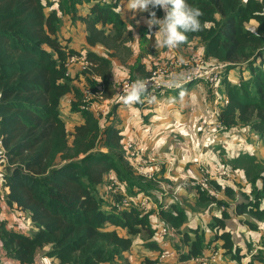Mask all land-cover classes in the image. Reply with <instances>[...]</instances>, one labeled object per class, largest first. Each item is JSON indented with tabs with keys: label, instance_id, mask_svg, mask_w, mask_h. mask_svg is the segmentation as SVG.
<instances>
[{
	"label": "trees",
	"instance_id": "16d2710c",
	"mask_svg": "<svg viewBox=\"0 0 264 264\" xmlns=\"http://www.w3.org/2000/svg\"><path fill=\"white\" fill-rule=\"evenodd\" d=\"M120 1L58 0V11L84 23L88 46L102 45L112 51L108 56H115L121 49L127 51L125 43L129 38L126 23L115 11ZM186 3L199 7L204 15L200 17L202 30L187 33V42L181 45L198 41L204 55L193 57L225 65L220 80L223 93L220 92L227 103L218 102L217 120L227 129L247 127L264 138V0ZM80 4H89L87 17L76 16V6ZM45 7L43 0H0V147L4 156L0 165L6 190L3 198L8 208L25 213L34 227L33 233L25 235L0 221L1 248L7 259L19 264H32L44 247H48L45 255L55 258L58 264H113L131 247L135 236L150 239L155 229L149 224V212L141 213L135 208L118 211L109 198L119 201L121 195L111 197L108 192L107 200L97 188L107 174L113 173L126 195H135L132 190L144 188L146 180L133 170L120 131L107 124L116 103L106 115L105 124H100L92 112L79 110L75 103L77 107L71 109L80 111L82 123L68 134L58 112L61 97L72 89L71 79L65 75L67 59L78 54L91 64L87 70L78 69L86 79L81 96L84 89L96 91L101 86L104 98L115 94L110 61L90 51L83 54L66 47L57 36L61 18L55 11L45 13ZM154 11L156 17L165 15L159 8ZM255 21L260 23L256 29L259 35L249 31ZM235 68L238 76L232 83L227 76ZM151 69L142 77L126 78L143 79ZM240 158L252 185L258 178L263 185L259 189L254 186L252 200L246 198L238 203L235 211L261 220L264 211L258 205L264 197V176L256 171L262 166L247 154ZM213 184L217 190L230 194L225 185ZM209 199L223 205L216 198ZM162 217L174 227L184 220L179 212L163 213ZM111 227L125 229L127 236L118 235ZM221 238L223 248L231 253L230 239L226 234ZM152 245L148 244L154 248ZM202 248L201 237L197 236L187 255L181 257H197ZM232 257L240 259L238 249Z\"/></svg>",
	"mask_w": 264,
	"mask_h": 264
},
{
	"label": "crops",
	"instance_id": "0c3cea01",
	"mask_svg": "<svg viewBox=\"0 0 264 264\" xmlns=\"http://www.w3.org/2000/svg\"><path fill=\"white\" fill-rule=\"evenodd\" d=\"M106 2V0H97ZM46 4L44 9L45 13L50 11L57 12L61 18V26L58 33V38L69 49L79 53H87L88 51L96 54L97 56L108 58L110 61V80L112 88L116 92L119 81L126 77H142L146 71H149L152 65L165 56H155L157 51V42L160 39V29L163 25L153 26L149 31L146 24L148 12H135L129 7V0H122L118 3L117 11L121 18L126 23L128 40L125 43L127 52L123 54L116 53L115 56H108L111 50H107L102 45H95L90 47L86 44V30L83 22L79 20H72L68 15H62L58 11V0H43ZM89 4L77 5V17H87L89 14ZM163 11V10H162ZM134 18L133 22L138 20V23L143 25V28L137 29L133 27L130 31V24L127 23L126 18ZM163 13L160 17L163 18ZM109 28L106 30L109 32ZM134 36H138L137 40ZM179 54L185 55L182 59L191 58L193 56H203L204 49L201 43L194 41L188 45H179ZM80 67L78 65L71 66L69 70V77L71 79V91L63 95L59 102L58 112L60 119L64 122L68 134L73 132L75 126L82 123L80 111L72 110V106L78 108L81 106L82 101V87L86 83L85 77L79 73ZM238 76V68L231 69L228 72V79L236 80ZM246 77V73H244ZM99 80V78L97 77ZM204 85V84H203ZM204 94L200 89L188 90V94L184 96V102L187 107L184 119L191 120L192 114H199L198 107L205 100H210L214 107L213 96L210 89L204 85ZM176 91L166 92V96L161 98L162 105L156 102L149 104L137 103L135 105H117L111 112L114 117L108 120L107 124H111L114 128L120 131L122 136L121 143L136 140L143 149L144 156L154 160V165L149 168L153 174L151 180H146L144 188H134L132 191L139 190L144 195L158 196L163 195V203L169 204L171 213L174 215L179 212L183 215L184 220L177 227V233L174 237H157L153 236L150 239H145L143 236H135L132 241L131 247L123 253L122 258L116 260L113 264H149L152 262L162 249L174 250L181 252V256L187 255L191 245L196 241V237L200 236L203 243L202 255H207L211 250L218 251L217 264H264V216L261 220L251 214H237L236 205L245 202L246 198L252 200L251 192L254 186L258 189L262 187L261 179H256L252 183L246 177L244 172L237 173L236 175L230 172L229 180L226 181L225 186L228 187L230 194L218 190V200L223 205L209 199L207 196H201L196 193L190 179L198 176L199 154L206 150L203 147L208 137L201 138V146L198 151L196 144L190 140V136H195V139L201 132L195 130L189 121L186 122L185 128L186 135H176L169 123L162 126V120L156 119V113L159 108L163 107L164 102L178 104V99L172 98V93ZM223 93V90L221 89ZM221 93V96H222ZM196 95L197 100L192 103L190 97ZM187 96H190L187 98ZM157 98L154 100L156 101ZM80 102V105H79ZM149 105V106H148ZM76 106V107H77ZM169 106V105H168ZM146 109V112L144 110ZM81 110V108L79 109ZM92 114L103 124L105 118L99 117L94 111ZM112 120V121H111ZM188 123V124H187ZM105 124V123H104ZM106 124V125H107ZM104 126V125H103ZM193 128V132L190 130ZM236 128H247L236 126ZM250 132L249 136H244L243 140L246 142V149L248 153L257 155L259 157L261 166H264V138L254 135V132L247 128ZM233 133L231 136L234 137ZM251 136V137H250ZM177 141H183L182 145H175ZM199 141V140H198ZM237 142L236 139H233ZM209 142V141H207ZM0 150L2 148L0 147ZM105 149H102L104 151ZM170 150H172L170 152ZM202 159H205L202 158ZM130 161V160H129ZM132 165V163L130 162ZM202 165V163H201ZM133 167V166H132ZM235 170V169H233ZM3 170L0 165V221H4L8 228L14 227L20 223L29 221L28 216L22 212H16L8 208L4 203V195L6 190L2 184L1 176ZM264 176V173H261ZM115 178L113 173H109L104 177V182L97 189L101 196H107L109 179ZM258 184V185H257ZM264 196V195H263ZM107 198V197H106ZM258 208L264 211V197L260 199ZM158 210H151L148 213V221L151 228H155L158 224L166 223L162 214L168 212H160ZM225 215V217H223ZM22 216L25 221L17 218ZM168 225L172 226L170 223ZM115 229L118 235L127 236L125 229ZM14 230V229H13ZM222 234H226L231 241V253H228L223 248L224 240L221 238ZM148 244L154 246L149 247ZM238 249L240 256L239 260H235L232 256ZM48 247H44L39 251L32 264H58L55 258L45 255ZM200 254V255H201ZM181 256L173 257L163 264H198L190 259H183ZM0 264H19L16 261L7 259L1 248L0 242Z\"/></svg>",
	"mask_w": 264,
	"mask_h": 264
},
{
	"label": "built area",
	"instance_id": "2783aa9c",
	"mask_svg": "<svg viewBox=\"0 0 264 264\" xmlns=\"http://www.w3.org/2000/svg\"><path fill=\"white\" fill-rule=\"evenodd\" d=\"M116 0H112L115 2ZM78 65L82 70H87L91 64L87 62L82 55L70 56L66 63L65 75H69L70 67ZM158 65L152 68L150 73L143 79H131L124 78L118 85L117 91L112 98H104L102 96V88L99 90L90 91L88 88L84 89L81 101V110L94 111L97 116L105 117L111 110L112 103L122 104L120 97L125 94L129 85L136 80L149 81L147 92L141 97V104H150L158 98L157 96L166 93L168 91H175L181 89L185 85H190L194 82L204 83L213 92L214 107L212 110L211 119L206 122H201L199 132L206 136L213 134L211 130L215 132H223L227 128L217 120V104L223 101L227 103L226 99L221 97V73L225 67L221 63H209L200 57H191L187 59H172L167 64ZM96 77L91 75V78ZM209 138V137H208ZM123 148L130 162L132 163L135 173L145 180H151L153 174L149 168L154 165V160L145 157L143 149L136 140L124 142ZM4 160L3 150H0V163ZM198 176L190 179L193 187L200 193L205 194L209 198L218 197V190L214 187L213 183L225 185L229 180L230 174L224 168H218L215 174H211L210 169L204 165H199ZM109 193L111 197L115 194L121 195V200L114 201L113 198H109L118 211L128 208H135L141 213H148L151 210H158L160 212H170L171 208L169 204L163 203V195L159 194L154 196L144 195L137 190V195H126L124 188L115 179H110ZM155 236L157 237H174L177 230L164 222L158 224L155 228ZM182 253L174 250L162 249L156 258L149 264H163L167 260L173 257H179ZM218 251L211 250L207 255H199L191 258L198 264H217Z\"/></svg>",
	"mask_w": 264,
	"mask_h": 264
},
{
	"label": "rangeland",
	"instance_id": "374dc122",
	"mask_svg": "<svg viewBox=\"0 0 264 264\" xmlns=\"http://www.w3.org/2000/svg\"><path fill=\"white\" fill-rule=\"evenodd\" d=\"M132 19L134 18H128V17L126 18L127 23H129L130 26L132 27L137 26L138 30L139 28L144 27L143 25L138 23V20L133 22ZM156 49L157 51L155 52V56L162 55L165 57H162V59L155 62L153 64V69L155 66H158V65L164 66L162 64H167L172 59H182L185 56L184 54L183 55L179 54L178 50H175V49H179L178 47H176L175 49L161 47L158 42H157ZM126 52L127 51L125 49H121L119 54L124 55ZM120 82L121 80L119 81V83ZM203 84L204 83L194 82L190 85L183 86L179 90H175L176 92L172 93V98L176 100L178 99L179 100L178 104L176 105V104H173L172 102L171 103L164 102L163 107L159 108L158 112L156 113L155 118L157 120L160 119L163 121L162 126L169 123L172 129L175 131L176 135H179V134L181 136L186 135L184 131H186L185 125L187 121H189V123L191 122V124L193 125V128L195 127L196 128L195 130L199 131V127L202 126L200 125V123L206 122L207 120L211 119V116L213 115L212 114V110H213L212 102L210 100H205L206 98H208V96L205 95L204 96L205 99L201 102L200 107H198L199 114H192L191 120H189L188 118L186 120L184 119V115L186 113L187 107L183 99H184L185 94H188L186 92L192 89H200L202 90V93L204 94V91H205L204 85L206 84L204 85ZM166 95H167L166 93H163L157 96L158 97L157 100L156 101L153 100V102H156L162 105L161 98H164ZM189 97L190 96H187V98ZM190 100L192 103H194L197 100L196 95H192L190 97ZM112 104H115L114 101ZM117 105L119 106L120 104H117ZM121 105H124V103H122ZM144 112H146V109L144 110ZM113 117H114V114L110 113L109 120L112 119ZM193 128L192 127L190 128L192 132H193ZM211 132H213V134L210 136H206L201 133V135H199L197 139H195V136H190V140H192L193 143L196 142V144H193L194 146L198 147L196 151H198L199 147L201 146L200 139L204 137H209L207 140L209 142L205 141V143L203 144V147H205L206 150L199 154V162H200V159H201V162L198 165H201L202 163V165H204L205 167H208L210 169L211 174H215L218 168H224L229 174L230 172H232L235 175L241 172L246 173L248 169L242 168L241 167L242 163L240 162V159H241L240 157L245 154L254 157L256 159L255 163L258 164L259 166L262 165V163L259 160V157L255 154L253 155L249 154L250 152L248 153V150L246 149V142L243 140V137L250 135V132L247 128L239 129V128L233 127L223 132H215L214 130H211ZM233 133H235L234 137L231 136ZM255 135L256 134L254 133L253 136ZM233 139H236L237 142H234ZM182 142L183 141H177L175 145H182ZM171 151L172 150H170V152ZM204 157L205 159H202ZM248 165L249 163H247V166ZM234 166H237L235 170H233L232 168ZM262 168H264V166H262L261 169L257 170L256 173L261 174ZM253 175L254 173H252L250 176L253 177ZM109 183H110V179L108 183H106V185H108V192H109ZM17 218L21 219L22 221L26 220V219L24 220L22 216H19ZM10 228L14 229L15 231L21 232L25 235H30L31 233H33V230H34V227L31 225L29 221L26 223L23 222V223L17 224L16 226L10 227Z\"/></svg>",
	"mask_w": 264,
	"mask_h": 264
},
{
	"label": "clouds",
	"instance_id": "9594fccd",
	"mask_svg": "<svg viewBox=\"0 0 264 264\" xmlns=\"http://www.w3.org/2000/svg\"><path fill=\"white\" fill-rule=\"evenodd\" d=\"M129 7L135 12H148L146 24L149 31L153 26L163 25L160 29V39L158 43L161 47L176 48L187 42V33L202 30L200 17L204 15L199 7L190 6L186 0H129ZM159 8L164 11V17L157 18L154 9ZM153 9V10H150ZM254 27L249 31L256 35L259 28V21L254 22ZM130 31L133 27L130 26ZM137 40L138 36H134ZM149 81L136 80L129 85L125 94L120 97L125 105H135L141 102V97L147 92Z\"/></svg>",
	"mask_w": 264,
	"mask_h": 264
}]
</instances>
